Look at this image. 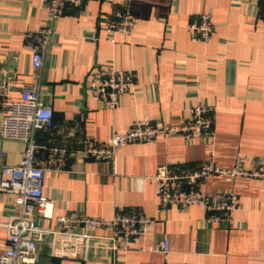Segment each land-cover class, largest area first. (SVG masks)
I'll use <instances>...</instances> for the list:
<instances>
[{
    "label": "crops",
    "instance_id": "crops-1",
    "mask_svg": "<svg viewBox=\"0 0 264 264\" xmlns=\"http://www.w3.org/2000/svg\"><path fill=\"white\" fill-rule=\"evenodd\" d=\"M116 4H126L137 23L132 34L110 43L102 25ZM205 11L216 26L209 40H192L187 25ZM45 19L41 0H0V86L10 83L14 98L21 87L38 86L55 121L37 134L39 156L51 146L69 150L64 169L45 172L53 215L42 224L54 227L57 216L70 212L108 218L131 208L155 221L131 250L113 257L103 239L53 238L41 244L33 264H264L263 180L212 176L203 183L240 196L231 223L223 225L209 223L201 205L161 211L149 178L161 164L192 165L210 150L223 167L238 154L264 161V0H87L58 18L43 65L35 68L23 34ZM112 66L135 72L133 89L114 108L93 98L86 83L91 70ZM198 102L214 108L212 138L159 135L121 146L109 160L78 152L84 136L107 141L136 119L177 124ZM24 147L0 139L2 162L18 163ZM15 210L12 194L0 191V223ZM7 245L0 226V249Z\"/></svg>",
    "mask_w": 264,
    "mask_h": 264
},
{
    "label": "built area",
    "instance_id": "built-area-1",
    "mask_svg": "<svg viewBox=\"0 0 264 264\" xmlns=\"http://www.w3.org/2000/svg\"><path fill=\"white\" fill-rule=\"evenodd\" d=\"M86 1L41 0L46 12L44 23L23 34L25 46L31 54V64L35 68L43 65L58 18L67 9L82 7ZM136 23L137 19L130 14L126 4H116L102 25L103 39L110 43L119 42L133 33ZM215 26L212 13L205 11L190 22L187 29L192 40L207 41ZM86 83L93 98L114 108L120 97L133 89L135 72L115 66L98 67L89 72ZM11 90L10 83L4 82L0 86V139L22 141L25 147L19 162L15 164L2 162L5 152L0 151V191L12 194L16 206L9 219L0 223L6 229L8 243L0 249V264H33L41 244L53 238L81 241L103 239L112 257L131 250L135 240L145 236L155 221L139 209L118 210L108 218L70 212L57 216L54 227L42 224L43 219L53 215L52 203L43 191L45 172L64 169L69 150L62 146H51L45 158L39 156L37 134L54 127V110L43 102L38 86L21 87L17 98L12 96ZM214 123L213 106L198 102L177 124L136 119L125 131L114 132L107 141L84 136L78 152L85 159L109 160L119 147L133 142L153 141L159 135H181L189 140L212 138ZM212 176L230 181L237 178L264 181V161L238 154L232 166L223 167L216 162L215 151L210 150L207 159L192 165L182 162L161 164L149 178L154 184L161 211L171 206L184 209L201 205L207 212L209 223L230 224L233 212L240 204V196L234 189H206L203 183ZM161 248L164 252L168 251L167 240L162 242Z\"/></svg>",
    "mask_w": 264,
    "mask_h": 264
}]
</instances>
